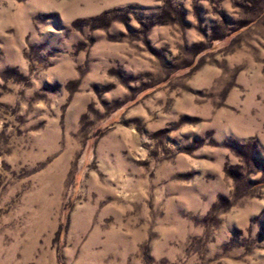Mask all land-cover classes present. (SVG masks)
Returning a JSON list of instances; mask_svg holds the SVG:
<instances>
[{"label":"rangeland","instance_id":"rangeland-1","mask_svg":"<svg viewBox=\"0 0 264 264\" xmlns=\"http://www.w3.org/2000/svg\"><path fill=\"white\" fill-rule=\"evenodd\" d=\"M0 264H264V0H0Z\"/></svg>","mask_w":264,"mask_h":264}]
</instances>
